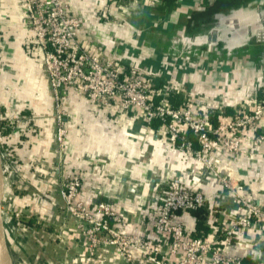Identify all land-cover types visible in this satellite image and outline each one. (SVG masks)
Here are the masks:
<instances>
[{"label": "crops", "instance_id": "obj_1", "mask_svg": "<svg viewBox=\"0 0 264 264\" xmlns=\"http://www.w3.org/2000/svg\"><path fill=\"white\" fill-rule=\"evenodd\" d=\"M64 1L70 14L85 18L86 24L77 31V40L84 50L121 59L126 75L158 69L153 81L157 84L183 73L181 81L193 87L202 106L212 109L214 125L241 117L242 110L251 106L254 82L264 75V64L256 63L252 52L228 57L220 52L227 41L218 39L190 50L185 45L189 42L180 46L177 40L203 34L205 22L248 0H159L150 7L137 0L139 6L130 14L139 16L140 22L130 21V14L126 16L122 10L132 0ZM25 18L23 0H0V44L17 48L18 57L27 59L23 63L33 70L31 78L41 73L44 76L43 86L33 96L34 105L28 111L34 132L15 147L16 166L10 178V197L21 231L14 235L20 240L21 255H29L30 264L142 263H128L107 245L89 246L85 223L65 209L63 189L73 174L82 182L77 200L88 207L102 201L111 203L127 222L125 232L146 240L153 236L145 222L157 214L158 201L165 195L170 177L196 181L206 202L180 214L185 231L192 237L222 244L223 226L233 221L239 210L237 199L227 194L218 181L209 182L195 159L168 143L167 134L155 128L157 121L148 126L141 117L115 107L92 106L73 89L66 105L67 142L56 149L55 105L44 71L43 51L32 30L23 25ZM231 70L229 75L227 71ZM221 90L223 106L218 110L214 97ZM5 100L2 97L0 102ZM171 100L178 104L185 99L176 94ZM258 122L264 125V115ZM187 136L194 138L191 132ZM9 142L13 146L16 137L12 136ZM193 142L197 147L195 139ZM245 150L221 154V164L230 163L243 172V197L264 203V141L250 142ZM27 220H32V226L25 223ZM237 250L246 264H264V234L250 230L247 235H236L225 251Z\"/></svg>", "mask_w": 264, "mask_h": 264}, {"label": "built area", "instance_id": "obj_2", "mask_svg": "<svg viewBox=\"0 0 264 264\" xmlns=\"http://www.w3.org/2000/svg\"><path fill=\"white\" fill-rule=\"evenodd\" d=\"M23 1L26 8L23 25L32 30L43 51L44 71L55 105L59 147L67 142L66 105L70 91L77 89L85 102L92 106L115 107L141 117L148 126L157 121L155 128L167 134L168 143L189 159H195L203 167L209 182L218 181L224 191L232 194L239 203L235 219L223 226L222 244L192 237L186 233L180 214L205 204L206 196L198 182L171 176L166 182L165 195L158 201L157 214L145 222L153 236L152 240H146L138 234L125 232L127 222L111 203L102 201L88 207L77 200L82 182L77 174H73L67 178L63 189L65 209L85 223L84 233L89 246L112 247L128 263L139 260L141 264H246L238 250L227 253L225 247L231 246L236 235H247L250 230L264 234V203L241 195L243 172L231 167L230 163L222 166L220 155L243 153L248 143L261 144L264 141V125L258 122L264 115V75L254 82L256 88L252 104L242 110L241 117L214 125L212 109L202 106L198 94L192 91L193 87L181 81L183 73L160 85L153 82L159 74L158 69L126 75V66L121 59L118 61L102 53L92 54L81 47L77 31L86 24L85 18L80 14H70L64 0ZM140 1L141 5L149 7L159 2ZM137 2L132 0L122 9L126 16L139 6ZM176 94L184 97L183 103L175 104L171 100ZM223 94L221 90L215 95L218 105L215 109H222ZM3 96L6 100L5 103L0 102V120L5 121L4 126L10 127L8 133L0 129L5 210L14 213L7 191L12 192L10 178L16 166L15 147L24 143L26 135L34 132L35 127L28 112L32 106L12 105L11 97ZM188 132L193 134L197 147L187 136ZM12 136L16 137L13 146L9 142ZM5 217L8 218L7 215ZM17 233L21 231L17 230Z\"/></svg>", "mask_w": 264, "mask_h": 264}, {"label": "rangeland", "instance_id": "obj_3", "mask_svg": "<svg viewBox=\"0 0 264 264\" xmlns=\"http://www.w3.org/2000/svg\"><path fill=\"white\" fill-rule=\"evenodd\" d=\"M1 42L4 44L5 41L1 40ZM17 54V48L7 47V45L4 47L0 44V99L4 97L3 95H6L11 97L10 102L12 105H30L33 107L35 101L33 96L37 95L38 91L41 90L44 76L41 73L40 76L31 78L33 70L31 68L28 69L25 65L26 62L23 63L27 59H21ZM227 73L230 75L233 71H227ZM7 195L9 197L11 196L9 190L7 191ZM5 215L8 217L7 219L5 217V221L8 230L9 249L13 264H30L29 255H21L20 247L22 246L20 240L14 235L18 230L15 212L13 213L12 210L8 209L5 210Z\"/></svg>", "mask_w": 264, "mask_h": 264}, {"label": "flooded vegetation", "instance_id": "obj_4", "mask_svg": "<svg viewBox=\"0 0 264 264\" xmlns=\"http://www.w3.org/2000/svg\"><path fill=\"white\" fill-rule=\"evenodd\" d=\"M262 9H264V0H248L243 5H239L237 8H229L225 14L220 15L217 18H211L209 21L205 22V32L200 35L193 36H183L178 37V41H180V46L184 41L189 43L185 44L187 47H190V50L195 47H201L205 44L209 38L213 37V32L216 31L215 38L218 40H222V36L230 35V31L232 30L231 26L223 27V24L226 23L225 21L227 18H234V17H241L246 15L251 21V26L248 28L247 32V40L239 39L237 44H225L223 45V51H220L221 54L226 55L228 57H233L238 55L240 52L248 51L252 52V57H255L256 63L264 64V41L258 40L257 35L255 33L252 34L250 30L252 25H254L255 21H258V15L261 13ZM245 19V18H244ZM223 27V28H222ZM222 28V29H221ZM221 31H220V30ZM185 30V29H184ZM225 30V32H223ZM173 46V45H172Z\"/></svg>", "mask_w": 264, "mask_h": 264}, {"label": "water", "instance_id": "obj_5", "mask_svg": "<svg viewBox=\"0 0 264 264\" xmlns=\"http://www.w3.org/2000/svg\"><path fill=\"white\" fill-rule=\"evenodd\" d=\"M258 21L254 22V25L251 27L252 34L257 35V39L264 41V9L258 15ZM245 18V19H244ZM250 17L243 15L241 17L227 18L226 23L223 24V27L231 26L232 30L229 33L230 35H223L222 41L228 42V44H237L238 40H247L248 28L251 26ZM222 27V28H223ZM248 27V28H247ZM221 28V29H222ZM220 30V29H219ZM221 31V30H220ZM225 32V30L223 31ZM216 31L213 32V37L208 39L209 42H215ZM264 51V50H263ZM44 65V69H45ZM47 76V75H46ZM55 109V106H54ZM57 121L55 127V141L58 148V136H57ZM58 157V156H57ZM5 203H6V188L4 181V171L2 166V158L0 152V264H13L9 244H8V230L6 227L5 221Z\"/></svg>", "mask_w": 264, "mask_h": 264}, {"label": "trees", "instance_id": "obj_6", "mask_svg": "<svg viewBox=\"0 0 264 264\" xmlns=\"http://www.w3.org/2000/svg\"><path fill=\"white\" fill-rule=\"evenodd\" d=\"M171 0H166V2H170ZM128 19L132 22H135V19H137L138 22H140L139 20V16H136L134 13L130 14L128 16ZM141 19V18H140ZM175 102V101H174ZM177 103V102H176ZM4 123L5 121L3 120H0V129L2 130L3 133H8L10 131V127L8 126H4ZM25 223L28 225V226H32V220H27L25 221Z\"/></svg>", "mask_w": 264, "mask_h": 264}, {"label": "bare ground", "instance_id": "obj_7", "mask_svg": "<svg viewBox=\"0 0 264 264\" xmlns=\"http://www.w3.org/2000/svg\"><path fill=\"white\" fill-rule=\"evenodd\" d=\"M29 104V103H28Z\"/></svg>", "mask_w": 264, "mask_h": 264}]
</instances>
